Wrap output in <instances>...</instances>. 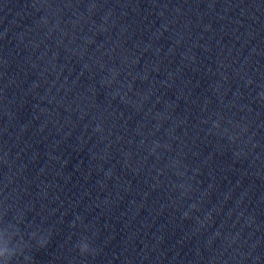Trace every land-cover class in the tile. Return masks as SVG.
I'll return each mask as SVG.
<instances>
[{
	"label": "clouds",
	"instance_id": "obj_1",
	"mask_svg": "<svg viewBox=\"0 0 264 264\" xmlns=\"http://www.w3.org/2000/svg\"><path fill=\"white\" fill-rule=\"evenodd\" d=\"M79 247L82 254L90 251V246L88 243H84L82 245L80 244Z\"/></svg>",
	"mask_w": 264,
	"mask_h": 264
}]
</instances>
